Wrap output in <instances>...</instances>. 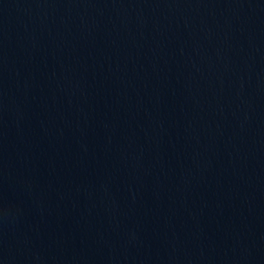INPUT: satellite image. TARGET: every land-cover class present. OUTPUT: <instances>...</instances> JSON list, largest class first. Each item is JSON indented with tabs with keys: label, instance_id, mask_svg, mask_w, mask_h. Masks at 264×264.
Returning a JSON list of instances; mask_svg holds the SVG:
<instances>
[{
	"label": "water",
	"instance_id": "1",
	"mask_svg": "<svg viewBox=\"0 0 264 264\" xmlns=\"http://www.w3.org/2000/svg\"><path fill=\"white\" fill-rule=\"evenodd\" d=\"M0 264H264V0H0Z\"/></svg>",
	"mask_w": 264,
	"mask_h": 264
}]
</instances>
